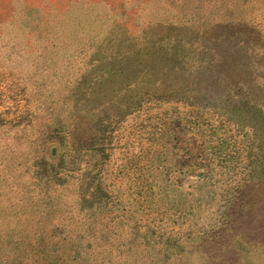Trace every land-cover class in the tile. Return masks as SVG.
Listing matches in <instances>:
<instances>
[{
    "label": "rangeland",
    "instance_id": "1",
    "mask_svg": "<svg viewBox=\"0 0 264 264\" xmlns=\"http://www.w3.org/2000/svg\"><path fill=\"white\" fill-rule=\"evenodd\" d=\"M0 264H264V0H0Z\"/></svg>",
    "mask_w": 264,
    "mask_h": 264
}]
</instances>
